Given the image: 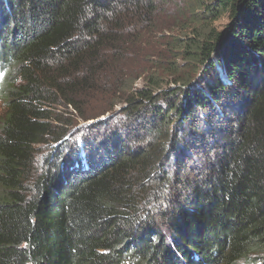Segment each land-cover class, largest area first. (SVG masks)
Here are the masks:
<instances>
[{"label": "trees", "instance_id": "trees-1", "mask_svg": "<svg viewBox=\"0 0 264 264\" xmlns=\"http://www.w3.org/2000/svg\"><path fill=\"white\" fill-rule=\"evenodd\" d=\"M155 2L0 0V264H264V0H185L157 93L124 38Z\"/></svg>", "mask_w": 264, "mask_h": 264}, {"label": "rangeland", "instance_id": "rangeland-1", "mask_svg": "<svg viewBox=\"0 0 264 264\" xmlns=\"http://www.w3.org/2000/svg\"><path fill=\"white\" fill-rule=\"evenodd\" d=\"M155 13L151 14V18L148 21H142L141 16L137 13L132 15L131 21L126 29L130 31H126L124 34V38L126 39V50H132V52H126V55L129 56L132 61L137 62L138 65V73L139 76L134 80L132 88L137 90L142 87H146L145 78L148 79L151 75L155 77V79L159 80V88H155L154 91L156 93L160 89L169 88L173 86L172 77L173 73L169 70H165L166 67L172 62V66L175 67L176 71L180 68L182 72H186L184 69L185 63V54L183 53V49L180 45L179 48L173 47V43L176 40H172V38H185V33H190L192 26L199 25L198 21L191 23V11H185L182 9V5L185 3V0H155ZM180 6V11H178V7ZM182 11V12H181ZM130 20V19H129ZM227 18L223 17L213 23V26L218 30H225L228 23ZM172 41V42H171ZM171 43V44H170ZM162 57V58H161ZM212 73L206 72L202 79L204 81H212ZM200 78V77H199ZM150 80V78H149ZM156 81V80H154ZM149 86H147L148 88ZM145 107V106H141ZM120 109V106L115 108V112ZM207 110H209L207 108ZM196 115H201V118H204V113L196 111ZM113 114L106 115L108 117ZM69 121L72 122V126L78 125L72 130L80 129L79 132H84L86 134L90 125L93 124L97 119L89 120V121H81L75 119L70 114H67ZM199 117V116H198ZM144 119L142 118L140 122ZM211 119H203L202 123L205 124V127H209L208 124ZM80 124V125H79ZM202 127V124L201 126ZM204 127L206 133H209L208 130ZM81 128H84L83 130ZM86 132V133H85ZM102 132V130H101ZM210 134V133H209ZM211 137V135H210ZM209 137V138H210ZM211 142L215 141L214 135L210 138ZM198 143V142H197ZM52 148L47 145L38 147L37 153L35 155V164L34 167L36 172L41 170L40 163L44 161L45 155L49 156V159H53L54 155L50 156V150ZM210 149V148H209ZM188 158V157H186ZM194 160L190 165L191 168L197 167L200 161V155H197L195 152L193 156ZM191 163V160L187 161ZM181 174H184L186 170H181ZM36 174V173H35ZM177 176V174H176ZM194 176V175H193Z\"/></svg>", "mask_w": 264, "mask_h": 264}, {"label": "clouds", "instance_id": "clouds-1", "mask_svg": "<svg viewBox=\"0 0 264 264\" xmlns=\"http://www.w3.org/2000/svg\"><path fill=\"white\" fill-rule=\"evenodd\" d=\"M3 70H4V68H2ZM2 72L3 71H1L0 70V86H1V83H2V78H3V74H2ZM108 116H102V117H100V118H98L95 122H97L98 120H101V119H105V118H107ZM94 122V123H95ZM83 134V133H82ZM82 137V135H81V133L80 134H76L75 135V138L77 139V140H79L80 138Z\"/></svg>", "mask_w": 264, "mask_h": 264}]
</instances>
